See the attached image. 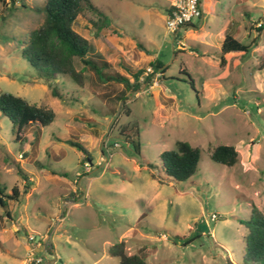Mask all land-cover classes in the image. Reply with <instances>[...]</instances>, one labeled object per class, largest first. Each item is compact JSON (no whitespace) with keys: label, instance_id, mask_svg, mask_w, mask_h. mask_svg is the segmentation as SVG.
Wrapping results in <instances>:
<instances>
[{"label":"rangeland","instance_id":"rangeland-1","mask_svg":"<svg viewBox=\"0 0 264 264\" xmlns=\"http://www.w3.org/2000/svg\"><path fill=\"white\" fill-rule=\"evenodd\" d=\"M1 1L0 93L46 106L55 118L26 128L21 143L0 114L1 183L19 194L8 201L9 216L0 207V264H119L108 251L120 241L127 255L142 249L148 264H243L240 220L253 209L264 215V0H201L202 18L175 34L165 28L174 0H92L106 26L95 30L89 21L97 16L86 13L73 29L109 63L105 73L143 70L141 82L152 75L135 92L98 80L78 60L83 88L39 78L20 51L44 22L45 0ZM226 34L250 50L222 64ZM156 60L164 73H153ZM53 87L65 100L51 96ZM67 140L82 144L89 160ZM179 141L200 148L197 172L181 183L153 179L148 165ZM220 145L238 152L233 167L210 160L208 149Z\"/></svg>","mask_w":264,"mask_h":264},{"label":"trees","instance_id":"trees-1","mask_svg":"<svg viewBox=\"0 0 264 264\" xmlns=\"http://www.w3.org/2000/svg\"><path fill=\"white\" fill-rule=\"evenodd\" d=\"M0 2L3 1L0 0ZM11 2L14 3L15 1L12 0ZM19 7L26 8L23 3H20ZM42 10L45 14L43 24L26 36L20 51L21 57L39 78L48 82L70 79L78 87L83 88L84 74L75 68V60H78L84 67L92 71L98 80L108 84L123 85L127 91H138L143 84L150 80L152 75H147L146 81H140L141 76L145 73L143 70L136 72L126 70L127 75L104 72L105 69H108L109 63L101 56L95 55L90 41L73 29L77 19L84 17L86 13L97 16V21H89L95 30H101L106 26L108 22L106 15L92 0H45ZM260 30L258 29L257 32ZM249 50V45H243L232 35L226 34L220 48L221 63H225L223 57L225 55L231 53L247 54ZM150 66L153 73L158 71L164 73L165 71L163 64L158 60L151 63ZM259 68L264 69V53ZM187 76L192 80L190 75L187 74ZM191 87L193 88V84ZM50 93L53 98L58 100H65L66 98L65 94L57 87H53ZM0 114L10 121L15 140L21 143L28 142L27 138L23 136L26 128L49 126L55 118L52 109L43 105L30 104L26 100L8 93H0ZM132 129L133 127L127 130L122 129L121 132L129 133ZM40 140V132L36 131L29 143L30 150L33 152L32 155L37 154ZM66 143L81 152L82 161L89 160V154L82 144L72 140H67ZM134 147L138 153L139 143L137 140ZM208 153L212 162L228 168L237 164L239 159L238 152L231 146L220 145L210 148ZM199 159V147H193L186 142L179 141L176 142L174 150L159 154L157 166L148 165V168L154 171L151 173L152 178L159 182H161L159 178L163 175L170 181L181 183L189 180L197 172ZM17 173L23 180H26L20 168H17ZM50 173L57 174L54 171H50ZM61 176L66 177V173H62ZM18 197L19 194L16 189H12L11 194L5 193L0 177V207L5 210L7 216H9L7 212L8 201H17ZM240 223L247 230L242 257L243 264H264V215L258 209H253L250 218L240 220ZM108 252L111 256L118 258L119 264H148L142 249H139L136 254L127 255L124 241L112 245ZM227 264L232 263L228 261Z\"/></svg>","mask_w":264,"mask_h":264},{"label":"built area","instance_id":"built-area-1","mask_svg":"<svg viewBox=\"0 0 264 264\" xmlns=\"http://www.w3.org/2000/svg\"><path fill=\"white\" fill-rule=\"evenodd\" d=\"M202 18L201 0H174L165 18V28L168 34H175L180 29L191 24L192 20ZM29 242L40 243L39 236H29ZM32 251V250H31ZM40 263V260L30 261Z\"/></svg>","mask_w":264,"mask_h":264},{"label":"crops","instance_id":"crops-1","mask_svg":"<svg viewBox=\"0 0 264 264\" xmlns=\"http://www.w3.org/2000/svg\"><path fill=\"white\" fill-rule=\"evenodd\" d=\"M202 8V7H201ZM170 10V9H169ZM202 16H203V12H202ZM188 27H191L190 25H188ZM225 37V36H224ZM224 37H223V40H224ZM16 231V230H15ZM20 264H23V260H21Z\"/></svg>","mask_w":264,"mask_h":264}]
</instances>
